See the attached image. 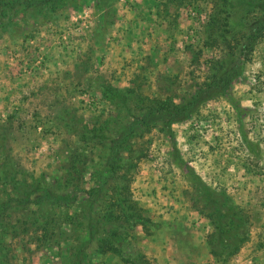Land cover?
Returning a JSON list of instances; mask_svg holds the SVG:
<instances>
[{"label":"rangeland","instance_id":"rangeland-1","mask_svg":"<svg viewBox=\"0 0 264 264\" xmlns=\"http://www.w3.org/2000/svg\"><path fill=\"white\" fill-rule=\"evenodd\" d=\"M226 1L64 0L49 13L10 10L0 25V170L5 162L18 170L13 186L0 179V264H264V0ZM220 58L238 71L229 95L202 99L172 122V136L137 123L146 97H187ZM106 83L133 91L125 101L107 95ZM122 138L131 149L119 148L122 165L108 170L104 150ZM96 168L102 186L88 194ZM192 172L242 208L246 238L235 252L211 253L210 208ZM124 176L146 217L126 236L133 263L96 248L102 229L128 225L112 205ZM24 178L55 181L76 199L53 203Z\"/></svg>","mask_w":264,"mask_h":264},{"label":"trees","instance_id":"trees-1","mask_svg":"<svg viewBox=\"0 0 264 264\" xmlns=\"http://www.w3.org/2000/svg\"><path fill=\"white\" fill-rule=\"evenodd\" d=\"M62 1L64 0H0V25L10 22V10L14 7L25 11L28 10L32 4L34 7L37 6L39 11H41V9H45V11L49 13L57 7L59 2ZM223 2L226 3L227 1L223 0ZM43 15L44 14H42L41 17H43ZM220 25L221 16L220 11L217 10L211 13L209 19L207 20V30L212 35ZM227 44L229 45V42ZM231 47L232 46H229L230 50ZM209 71V74L203 82V86H198V88L192 91L187 97L185 95L181 96L179 101L174 100V95L161 98L157 97L156 99H149V97H146L149 104L147 105V108L142 107L141 109H138L139 115L137 123L139 125H144L147 128L157 126L158 128L164 130L167 135L172 136V122L191 114L202 99L213 94L229 95V82L231 78L238 73L234 65L232 63L230 64L226 58L213 59L211 65L209 66ZM104 89L105 93L107 92V95H110V92L118 95L121 94L120 96L125 101L128 100V97L125 94L133 91L130 87L117 89L109 83H106V88ZM204 91L207 92L204 93ZM139 106L140 105L138 104L137 108ZM89 130L94 132L97 128L89 127ZM125 136L127 135L125 134ZM130 145L131 141L126 138H122L113 144L107 145V149L104 150V152L106 153L105 158H107L108 170L115 171L118 165H122L123 156L121 155L119 148H130ZM79 159L80 157L78 155H74L72 159L73 161L71 166L76 171L79 170L78 167H76L75 161ZM1 168V184L3 186H6L7 184H11L13 186V184L17 182L15 181V174L18 168L9 167L7 162H5L4 167ZM101 172L102 171L98 168L92 172L93 178H95L96 181L99 180V182L97 186L85 189L86 193L92 194L96 191V189L102 186L101 177H99ZM191 174L193 178L192 182L200 194L197 196H199L201 198L200 200L204 201L210 208L208 216L214 227V232L211 234L212 237L210 238V243L212 244L210 248L211 253L215 257H220L223 252H226L227 254L235 252L246 238V231L241 229V224L243 223L242 208H238L236 206L231 196L224 189L217 190L216 188L208 185L196 173L192 172ZM70 178H74L75 184L78 185L77 180L80 178L79 176L72 175ZM22 180L23 183H26L27 188L44 191L43 196H46V198L50 199L53 203H62L63 205H66L74 202L77 196L76 192L71 195L72 190L69 189L65 191L53 189L55 181L53 182L47 179L34 178L29 183L27 178ZM128 181V178L124 176L123 180H119L115 183V198L114 201H112V205H114L118 210L117 212L119 218H117L120 219L121 216V218H124V220L128 222V225L127 227L117 225L112 227V229H102L103 235L97 236L98 240L96 248L102 252L111 250L117 253L124 261H130L133 263L134 260L128 253L129 246L126 241V236L130 234V229L136 224L143 225L146 217L138 211L139 209L131 199ZM4 203H7V201ZM5 206L6 204L1 205L0 203V209H3ZM104 217L105 222H113L110 214L104 215ZM33 222L37 225L41 224V220L39 218H36ZM6 225L7 224L5 222L0 220V234H3V232L6 231ZM119 227H121V229H119ZM45 233L46 232H43L42 235H45Z\"/></svg>","mask_w":264,"mask_h":264}]
</instances>
